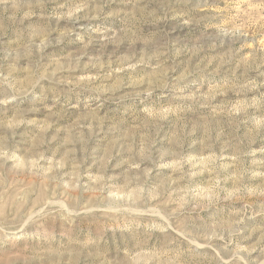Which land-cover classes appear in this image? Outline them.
I'll list each match as a JSON object with an SVG mask.
<instances>
[{"label":"rangeland","instance_id":"1","mask_svg":"<svg viewBox=\"0 0 264 264\" xmlns=\"http://www.w3.org/2000/svg\"><path fill=\"white\" fill-rule=\"evenodd\" d=\"M0 264H264V0H0Z\"/></svg>","mask_w":264,"mask_h":264}]
</instances>
